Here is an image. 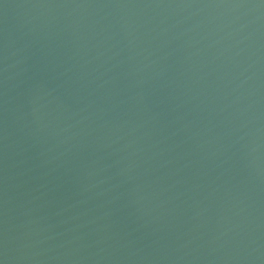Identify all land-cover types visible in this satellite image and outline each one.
<instances>
[{
	"label": "water",
	"instance_id": "water-1",
	"mask_svg": "<svg viewBox=\"0 0 264 264\" xmlns=\"http://www.w3.org/2000/svg\"><path fill=\"white\" fill-rule=\"evenodd\" d=\"M0 264H264V0H0Z\"/></svg>",
	"mask_w": 264,
	"mask_h": 264
}]
</instances>
